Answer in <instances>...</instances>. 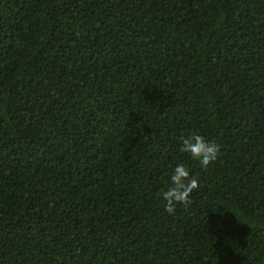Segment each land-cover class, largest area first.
<instances>
[{
	"label": "trees",
	"instance_id": "obj_1",
	"mask_svg": "<svg viewBox=\"0 0 264 264\" xmlns=\"http://www.w3.org/2000/svg\"><path fill=\"white\" fill-rule=\"evenodd\" d=\"M0 264H264V0H0Z\"/></svg>",
	"mask_w": 264,
	"mask_h": 264
},
{
	"label": "clouds",
	"instance_id": "obj_2",
	"mask_svg": "<svg viewBox=\"0 0 264 264\" xmlns=\"http://www.w3.org/2000/svg\"><path fill=\"white\" fill-rule=\"evenodd\" d=\"M179 152L190 161L198 163L201 169H207L217 160L219 145L205 136L189 132L180 138ZM198 186L199 180L190 167L182 162L177 163L168 176L167 189L161 193L164 210L172 214L177 205L188 206L191 203V193Z\"/></svg>",
	"mask_w": 264,
	"mask_h": 264
}]
</instances>
